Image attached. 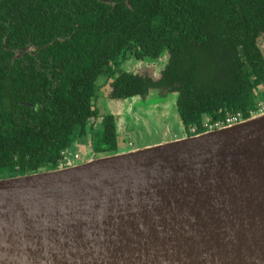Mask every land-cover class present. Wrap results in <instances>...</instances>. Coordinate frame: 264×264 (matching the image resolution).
Here are the masks:
<instances>
[{
	"label": "trees",
	"instance_id": "trees-1",
	"mask_svg": "<svg viewBox=\"0 0 264 264\" xmlns=\"http://www.w3.org/2000/svg\"><path fill=\"white\" fill-rule=\"evenodd\" d=\"M260 37L264 0H0V178L57 169L89 137L96 157L120 152L96 100L110 79L114 100L153 86L120 70L128 55L170 54L163 80L186 135L248 118L264 100Z\"/></svg>",
	"mask_w": 264,
	"mask_h": 264
},
{
	"label": "water",
	"instance_id": "water-1",
	"mask_svg": "<svg viewBox=\"0 0 264 264\" xmlns=\"http://www.w3.org/2000/svg\"><path fill=\"white\" fill-rule=\"evenodd\" d=\"M0 264H264V113L0 178Z\"/></svg>",
	"mask_w": 264,
	"mask_h": 264
},
{
	"label": "rangeland",
	"instance_id": "rangeland-1",
	"mask_svg": "<svg viewBox=\"0 0 264 264\" xmlns=\"http://www.w3.org/2000/svg\"><path fill=\"white\" fill-rule=\"evenodd\" d=\"M140 71L143 72V70ZM157 72V70H153L151 72V68H149V73H151V75L157 74ZM153 95L157 97L158 103H152L150 105H141L140 103H137L138 100H133L130 101L133 103V105L131 106V110L128 111V109H126V112L128 113H125V115H130L127 118H122L123 113L119 115L118 118L121 123V126H123L124 122H127L129 126V128L125 127L124 130L123 127H119L120 130L122 129L119 135L121 136L127 134L131 142L129 143L128 141H123L122 138H120V152H126L134 148L136 149L140 147L151 146L157 144L158 142H162L165 140L169 141L176 137L186 135L184 129L182 131L180 129V126L176 125L174 111L175 108L173 106L174 103L172 105H169L167 99L159 97L156 93H154ZM104 101L105 100L103 99V103H101L100 106V111L105 114L108 112H110L111 114L114 113L115 109L110 108ZM99 123L100 122H98V120L94 122L96 127L99 125ZM128 143L131 144V146H129ZM88 144L89 142L86 141V143H83V146H80L78 148L81 157L75 163L91 160V158L96 157V155L94 154L91 155V148L87 147Z\"/></svg>",
	"mask_w": 264,
	"mask_h": 264
},
{
	"label": "flooded vegetation",
	"instance_id": "flooded-vegetation-1",
	"mask_svg": "<svg viewBox=\"0 0 264 264\" xmlns=\"http://www.w3.org/2000/svg\"><path fill=\"white\" fill-rule=\"evenodd\" d=\"M169 61H170V54L167 51L165 53H163L156 60L139 59V58H136L132 55H128L122 59L121 65H120V70H122L124 73L133 75V77H135L136 79L142 78V80L148 81V83H149V81L151 82L149 84H151L153 86L148 88V92L146 93V95H144V97H141L142 99H145L150 94V92L156 93L159 97L165 98L168 101L170 100L169 103H171V104L174 103L173 106L175 108V104H176V101L178 98V93L172 91L173 85H169V84L165 83V81L163 80L164 79L163 71L165 70ZM149 68H151V72L153 70L154 71L157 70L158 71L157 74L151 75V73H149ZM140 70H143V72H141ZM111 83H112V79H110L107 84L100 86V89L98 90V93H97V100H96L97 107H98V103L102 102L103 99L105 100L104 102H106V103H109V102H111V100H114L111 98V95L113 92V87H112ZM127 100H130V99H127ZM175 113H176V111H175ZM100 123H101V121H100ZM100 123L98 125V129L100 127ZM95 128H96V125H95ZM122 140L128 141L129 143H131L129 140V137H125ZM86 141L89 142L87 147L91 148L90 149L91 155L92 154L95 155V153L93 152L92 147H91L90 137L87 138ZM80 146H83V144H79V145L74 144V147L66 150L65 152H62L61 153L62 160H61L60 164L64 163V159H65L66 154L70 157H72L74 154H78L81 157V154L78 150V148ZM129 146H131V144H129Z\"/></svg>",
	"mask_w": 264,
	"mask_h": 264
},
{
	"label": "crops",
	"instance_id": "crops-1",
	"mask_svg": "<svg viewBox=\"0 0 264 264\" xmlns=\"http://www.w3.org/2000/svg\"><path fill=\"white\" fill-rule=\"evenodd\" d=\"M257 45H258V47H259V49H260V51L262 52V55H263V57H264V37H260L259 39H258V41H257ZM259 92H264V87L262 86V87H259V90H258ZM154 93H152V92H150V94L145 98V99H142L141 97H135V98H132L133 100H138L137 101V103H140L141 105H150V104H152V103H158V99H157V97L156 96H154L153 95ZM133 100H111V102H109V103H107V105L110 107V108H113V109H115V112L114 113H112V115L113 114H115V115H113L114 117H115V119H116V125H117V131H118V128L119 127H123V130L125 129V127L126 128H129V126H128V124H127V122H124L123 123V126H121V123H120V121H119V115L121 114V113H123V117L122 118H127L130 114H126L125 115V113H126V108L124 107V106H122V105H133V103L132 102H130V101H133ZM119 101V102H118ZM123 102H130V103H123ZM167 102H169L168 100H167ZM258 102H260V101H258ZM101 103L102 102H100V103H98V108H99V110H100V106H101ZM167 104V103H166ZM169 105L171 104V103H168ZM172 105V104H171ZM155 107V106H154ZM173 109V108H172ZM174 110V109H173ZM123 111V112H122ZM101 112V111H100ZM102 113V112H101ZM110 112H108V114H109ZM102 114H105V113H102ZM111 114V113H110ZM121 118V119H122ZM175 120H176V125H179L180 126V129L183 131V125L181 124V121L178 119V117H177V114L175 113ZM98 122H100V119H98ZM120 125V126H119ZM122 131V129L120 130V128H119V131H118V134L120 133ZM203 132V131H202ZM192 135V134H191ZM183 136V135H182ZM125 137H128L127 136V134H125V135H119V138H125ZM176 138H178V137H176Z\"/></svg>",
	"mask_w": 264,
	"mask_h": 264
},
{
	"label": "built area",
	"instance_id": "built-area-1",
	"mask_svg": "<svg viewBox=\"0 0 264 264\" xmlns=\"http://www.w3.org/2000/svg\"><path fill=\"white\" fill-rule=\"evenodd\" d=\"M262 113H264V100L258 102L257 105L253 109L248 111L249 117H254V116L262 114ZM245 119H247V118H245L241 112H236L234 114L227 115L225 117V119H223V120H218V121H214V122L210 121L209 119H204L203 124H202V128L204 129V131L216 130V129H220L224 126H229V125L239 123ZM190 133L196 134L197 133V127H195V126L191 127ZM79 159H80V156L78 154H74L72 157H70L66 154L63 166H70V165L74 164L76 161H78ZM60 167H62V165Z\"/></svg>",
	"mask_w": 264,
	"mask_h": 264
}]
</instances>
